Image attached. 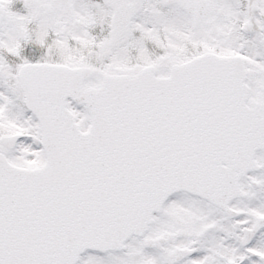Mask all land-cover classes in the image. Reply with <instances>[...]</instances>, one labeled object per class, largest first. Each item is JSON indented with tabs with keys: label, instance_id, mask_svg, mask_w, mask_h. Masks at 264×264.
I'll list each match as a JSON object with an SVG mask.
<instances>
[{
	"label": "snow or ice",
	"instance_id": "snow-or-ice-1",
	"mask_svg": "<svg viewBox=\"0 0 264 264\" xmlns=\"http://www.w3.org/2000/svg\"><path fill=\"white\" fill-rule=\"evenodd\" d=\"M0 264H264V0H0Z\"/></svg>",
	"mask_w": 264,
	"mask_h": 264
}]
</instances>
